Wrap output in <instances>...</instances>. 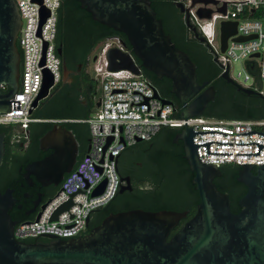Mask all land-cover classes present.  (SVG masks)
Here are the masks:
<instances>
[{"label": "water", "instance_id": "1", "mask_svg": "<svg viewBox=\"0 0 264 264\" xmlns=\"http://www.w3.org/2000/svg\"><path fill=\"white\" fill-rule=\"evenodd\" d=\"M34 1L41 3V0ZM77 1L92 21L124 34L133 57L140 62L137 66L127 53L110 49L106 54L109 71L128 70L140 76L141 69H144L152 73L157 80H170V93L177 98L180 105L178 116L185 119L184 128L174 139L183 143L184 160L190 172L194 174L191 183L199 203L195 213L188 219L186 211L149 212L132 209L110 213L87 235L78 238L58 240V236L41 234L44 236L42 238L49 239L51 243H27L14 238L13 230L18 222L11 219L9 211L16 200L12 196V190L8 189L4 193L0 192V264H264V165L256 167L255 174L251 171L253 165L239 167L236 180L245 187L246 192L237 202L239 212L232 213L228 195L221 193L213 183V179L221 175L219 168L201 163L196 153L198 147L205 146L208 155H232L211 154L208 151V146L212 143L232 144H193L195 135L229 134L214 131L193 132L191 128L186 127V119L202 116L208 104L214 102V87L209 85L208 81L201 84L197 82L196 65L188 54L175 47L170 35L165 33L162 22L156 17L149 0ZM218 4L217 0H191V8L202 5L196 11L201 20H210L213 11L208 6L215 7ZM177 6L185 13L186 24L189 25L188 10H184L181 4ZM225 11L226 3L216 10L223 15ZM40 14L42 21L48 15L43 9ZM20 27L21 19L14 1L0 0V114L20 110V101H14L20 79L21 57L17 46ZM236 28L237 22H221V53L225 52L228 39L236 35ZM192 32L199 38L196 29H192ZM252 39H256V36L236 37L232 38V41L244 43ZM199 40L205 42L204 38ZM121 46L125 47V44L121 43ZM56 53L60 56L61 49L58 48ZM253 57L257 58L258 54ZM216 58L214 62L222 70L223 66ZM224 69L220 77L227 83L244 94L264 100L260 93L240 87L229 78L227 63ZM2 87H7L8 92L2 93ZM53 89V79L49 72L44 70L43 85L32 104L30 114L37 109L41 101L51 96ZM155 97L161 99L164 104L172 105L170 101L162 99L156 89ZM99 106L100 103H97L96 108ZM248 134L264 136V133L255 131L241 135ZM251 144L257 145L256 154L236 155L259 156V150L264 146L257 143L236 145ZM38 148L41 151L50 150L51 153L26 166V181L31 185L28 176L33 175L42 185L59 186L64 176L73 170L78 161L79 143L75 135L60 122H54L52 128L38 139ZM4 150L5 135L0 133V167ZM104 184L105 181L93 196L103 191ZM47 202L40 210L44 209ZM69 205L70 203L63 205L57 213L68 209ZM32 211L27 212L25 216L28 217ZM39 214H36V219ZM89 220L87 216L85 226Z\"/></svg>", "mask_w": 264, "mask_h": 264}, {"label": "built area", "instance_id": "2", "mask_svg": "<svg viewBox=\"0 0 264 264\" xmlns=\"http://www.w3.org/2000/svg\"><path fill=\"white\" fill-rule=\"evenodd\" d=\"M16 4L21 27L17 37L20 52V79L14 101H20V110L0 114V125L16 127L12 140H20V132H25L30 123L39 122L31 118L32 104L38 96L42 85L44 70L53 79L54 87L62 80V62L56 53L55 40L57 35V12L61 0H13ZM218 6H208L213 13L210 20H201L196 11L202 5L190 10V20L197 26L199 33L210 47V53L223 66L221 73L228 64V73L232 63H241L242 71L235 81L240 87L254 90L253 83L258 82L264 88V0H218ZM191 2V1H190ZM226 3L225 14L216 12V7ZM48 13L42 21L40 11ZM237 22V33L228 39L224 53L220 52L219 28L221 22ZM256 39L239 43L232 38L249 37ZM217 41V45H215ZM119 49L127 53L134 61L118 38L103 42L93 57L92 73L100 90V106L85 122L89 126V143L86 153L78 159L73 170L64 176L59 191L47 202L43 210L33 219L18 222L13 230L14 238L28 242L44 237L41 234H52L58 240L81 237L86 230L85 220L92 212L107 205L120 188L116 160L128 147L138 141H150L162 128L182 130L185 119L175 115L172 105L164 104L155 97V88L143 77L136 76L128 70L111 72L108 70L106 54L110 49ZM215 53V54H214ZM258 54V57H253ZM253 68L258 70V80L250 74ZM241 81V82H240ZM3 89V87L1 88ZM256 90V89H255ZM257 92V90H256ZM264 96L263 92H258ZM56 122V121H55ZM59 122V121H57ZM186 127L193 132H221L229 135L211 133L195 135L194 145L210 142L207 148L200 146L196 153L203 164L216 167L223 165H253L254 168L264 165V148L256 154L257 143L264 146V136L258 134L241 135L250 131L264 133V121L251 120H211L203 116L186 119ZM238 135V136H236ZM105 181L103 191L93 193ZM70 203L68 209L57 211ZM91 212V213H90ZM56 214V216H55ZM89 214V215H88Z\"/></svg>", "mask_w": 264, "mask_h": 264}, {"label": "trees", "instance_id": "3", "mask_svg": "<svg viewBox=\"0 0 264 264\" xmlns=\"http://www.w3.org/2000/svg\"><path fill=\"white\" fill-rule=\"evenodd\" d=\"M74 1V0H71ZM71 1L69 4H71ZM71 9L66 6H60L57 17V35L55 40L56 50L61 49L63 58L69 65L76 62H82L84 58L90 53H95V47L100 42H106L112 39L111 35L116 33L114 30L100 25L92 21L90 15L84 12L83 16L74 17L71 13ZM166 34L171 35V40L175 47L188 54L187 46L193 45L194 39L189 38L183 25L178 23L176 33H171L168 30H164ZM118 39H123L127 44V39L124 34L120 33ZM18 46V45H17ZM128 49H131L128 45ZM191 61L196 65L197 82L201 84L204 81H208L209 85H212L215 89L214 102L209 103L203 113V117L211 120H251V121H264V100L259 97H250L246 99V96L241 99L239 97L238 90L228 84L224 80L218 79L221 76V70L214 62L212 54L203 52L197 53L196 57L188 55ZM137 64L140 62L136 60ZM142 75L146 78L153 87L157 90L159 96L167 101H172V106L175 109V115L178 116L180 105L177 99L170 93L171 82L166 78H162V83L156 79V77L150 73L141 69ZM250 74L254 77L255 81L258 80V72L254 74L250 71ZM95 85H97L94 82ZM2 93H7L8 88L1 89ZM43 106L39 109H35L31 118L40 120L39 122L30 123L25 132H20V140L18 142L12 140V136L15 133L16 127L13 125L1 126L0 133H8L7 146L8 153H11L14 147L30 139L35 144H38V139L49 129L52 128L54 122L59 121L63 127L67 130H71L75 135L76 130H81L83 137L89 138V126L85 122L96 111L90 110L88 114L81 115L79 103L77 99H73L69 96L67 86L62 82L57 84L51 92L49 99L47 98L43 102ZM78 122H69V121ZM45 121V122H43ZM180 130L174 128H162L159 132L148 142L153 143L158 150L161 172L156 173L155 184L151 191L147 193H138L134 199L122 198L116 195L107 205L96 209L92 212L91 216L103 212L110 211L118 213L122 211H128L132 209H141L143 211L157 212L161 210L176 211V212H188V218L195 213L196 205L199 203V198L195 191L194 186L191 183L190 173L182 164L176 165V161L170 158L168 152L171 144V139ZM77 141L80 140L78 134L75 135ZM143 142V141H142ZM86 152H84L85 154ZM82 154L78 159H80ZM223 177L222 181L216 183V188L221 192L228 195L232 213H238L239 208L237 205L238 200L245 194L246 189L243 185L237 182L236 170H239L235 165H223L218 167ZM232 169H235L232 170ZM187 172L188 179H180V175H184ZM15 170L8 172V189L12 190V196L18 204L23 206V210L18 212L17 206H15V212H17L16 219L19 221L30 220L25 217L27 207L31 206L29 202L25 204V192H28L29 186L15 181ZM184 177V176H182ZM9 215H11L9 211ZM90 216V217H91ZM13 218V217H12ZM33 219V218H31ZM177 231H173L170 237ZM41 238L37 240L28 241L40 242ZM43 243V242H42ZM51 243V241L44 242Z\"/></svg>", "mask_w": 264, "mask_h": 264}, {"label": "flooded vegetation", "instance_id": "4", "mask_svg": "<svg viewBox=\"0 0 264 264\" xmlns=\"http://www.w3.org/2000/svg\"><path fill=\"white\" fill-rule=\"evenodd\" d=\"M70 1L71 0H61V6H66L68 7V9L72 8L71 13L74 17L83 16L84 12L86 11L81 8L80 3L77 0H74L71 1V4H69ZM190 1L191 0H149L151 7L156 14V17L162 22L164 30H168L171 33H176L178 23L180 24L181 22L189 38L195 40L196 43L187 46L186 50L188 51V55L190 54L191 56L196 57L197 53L207 52L210 54V47L207 45L206 41L202 42L199 40L203 37L199 33L197 26H195L191 22V20L189 25H187L185 13L182 12L181 8L177 6V4H181L183 9H187L188 13L190 14V10H192ZM192 29H196V32L199 34V38L195 37ZM111 36L112 37L110 38H118L120 37V33L116 32ZM119 41L120 43L125 44L124 48L128 52H131V49H128L129 44H127L123 39H119ZM102 44L103 42H100L97 47H95V53ZM95 53L93 52L87 55L82 62H76L70 65L63 58H60L62 62L61 82L67 86L69 96L73 99H77L79 108L82 111L81 115L88 114L90 110H96V104L100 103V92L98 91V86L94 84L95 81L92 73V62ZM61 55L59 57H61ZM136 60L137 59L134 58V62L138 66ZM252 72L256 74L258 70L256 68H253ZM229 78H231L230 75ZM218 79L224 80L221 77H218ZM159 81L160 83H162V79H160ZM254 91L256 90L254 89ZM238 92L241 99L244 98L243 96H246V99L250 97H256L254 95L244 94L241 91ZM174 98L177 99L175 96ZM43 104L44 103H42L41 101L37 108L42 107ZM76 134H78L80 137V140L78 141L80 157L88 149L89 138L83 137L82 131L79 129L76 130L75 135ZM4 135L5 150L3 162L0 167V192L4 193L5 191H8V172L10 170H15V181L17 183H21L22 187L24 186V184H27L29 186L28 192H25V204L27 205L30 202L31 206L27 207L24 211H26L27 213L33 210L29 213L28 217L25 216L26 218L31 219L37 213H39L41 206H43L59 191V186H55L52 184L42 185L33 175L28 176L31 183V185H29L28 181H26V178L24 177L25 168L28 164L43 159L44 157L49 155L51 151H41L38 148V144L35 147L33 141L27 139L26 142L20 144L17 147H14L12 152L8 153V146L6 144L8 133L5 132ZM174 137L175 136H173L171 139L172 145L169 147L168 154L171 159L176 161V165L179 164L181 166L182 164H185L192 180L194 174L190 172L189 167L184 160L183 143L180 140H175ZM157 151L158 150L155 148L153 143H145L141 141L137 142L132 147L126 148L119 155L116 160L117 173L120 180V188L117 192V195L122 198L131 200L134 199L138 193H147L152 190L153 185L155 184L156 173H160L162 171L161 162ZM232 170L235 171V169ZM238 171L239 170H236V173H238ZM251 171L255 174L256 168H252ZM184 173V175H180V179L189 178L188 173ZM222 180L223 177L222 175H220L219 177H215L213 179V183L216 185L217 182ZM121 191L122 193H120ZM15 206H17V209L19 210L18 212L23 210V206L16 202L10 210L11 219L15 222H19V220L16 219L17 212H15ZM110 213L113 212L103 211L91 216L88 225L86 226V230L82 234V236L87 235L94 227L98 226L101 221ZM48 241L50 240L41 238L40 243Z\"/></svg>", "mask_w": 264, "mask_h": 264}, {"label": "rangeland", "instance_id": "5", "mask_svg": "<svg viewBox=\"0 0 264 264\" xmlns=\"http://www.w3.org/2000/svg\"><path fill=\"white\" fill-rule=\"evenodd\" d=\"M215 45H217V41H216ZM242 68H243V65L239 62L231 64L230 76L232 77V79H234L237 82L239 81V79L243 80L244 74L241 76V78H239V79L237 78V74L242 71ZM253 88L256 89L257 92L261 91L264 93V88L258 82L253 83ZM98 91L100 92L99 87H98ZM44 101H42V103ZM37 109H39V108H37ZM94 112L91 114V116L94 114Z\"/></svg>", "mask_w": 264, "mask_h": 264}]
</instances>
